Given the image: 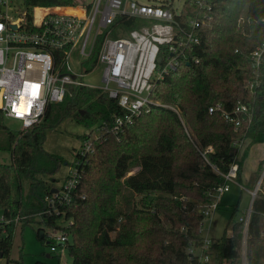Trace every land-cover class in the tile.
I'll return each mask as SVG.
<instances>
[{
	"label": "trees",
	"instance_id": "16d2710c",
	"mask_svg": "<svg viewBox=\"0 0 264 264\" xmlns=\"http://www.w3.org/2000/svg\"><path fill=\"white\" fill-rule=\"evenodd\" d=\"M22 1L29 20L36 6L78 4L77 0ZM211 4L213 23L200 30V44L189 45L188 60L156 82L152 97L159 104L125 124L119 134L108 132L107 138H99L94 131L105 120L112 124L114 115L123 112L117 100L99 88L71 85V92L62 102L52 103L40 123L18 131L5 124L0 110V130L9 136V145L0 148L9 149L12 157L9 163L0 162V208L6 220L0 218L3 255H9L19 223L40 222L44 226L39 236L46 227L67 235L69 264L192 261L188 247L200 244L205 218L201 208L214 199L212 192L223 181L216 169L226 172L237 162L240 178L243 158L236 140H247L243 155L251 145L264 142V78L251 90L245 87L255 78L251 51L264 39V0H211ZM197 11L192 0H186L184 21ZM242 14L251 20L239 28ZM127 23L141 24L135 19ZM101 39L87 62L89 69L97 63ZM218 102L227 108L251 105L252 122L236 129L219 111L209 112ZM68 117L88 127L83 143L95 132L92 152L82 155L79 148L70 163L45 148L48 129ZM64 164L79 169L73 200L50 208L46 197L54 188L62 189L57 173ZM133 166L137 169L129 175ZM263 170L264 159L258 178ZM262 185L252 204L248 264H264ZM36 215L40 219L31 217ZM231 229L230 234L213 237L211 264H241L242 222L236 221ZM41 238H47L45 233Z\"/></svg>",
	"mask_w": 264,
	"mask_h": 264
},
{
	"label": "built area",
	"instance_id": "2783aa9c",
	"mask_svg": "<svg viewBox=\"0 0 264 264\" xmlns=\"http://www.w3.org/2000/svg\"><path fill=\"white\" fill-rule=\"evenodd\" d=\"M174 1L154 4L138 0H91L69 6H36L29 20L22 0H0V110L6 117L20 120L22 126L31 127L44 119L52 103L65 99L71 85L99 88L116 99L123 112L114 115L112 124L105 120L94 131L99 133V138H107L108 132L119 134L125 124L159 104L152 97L156 82L188 60V46L200 44V30L213 23L211 0H192L198 11L190 14L186 22L183 19L186 1L182 6H176ZM132 19L141 24L127 23ZM247 20L251 17L242 14L238 27ZM101 36L95 67L104 64V85L97 87L87 84L83 76L95 68L89 69L87 62ZM72 59L84 72L78 74L68 69ZM251 68L255 78L246 84L249 90L264 78V39L251 51ZM216 111L233 122L236 129L253 120V107L246 103L227 108L218 102L209 107L210 113ZM245 140H236V144L241 148ZM79 151L82 155L92 152L90 140ZM216 170L223 181L212 192L214 199L202 206L205 216L219 207L220 195L231 183L240 184L237 162L226 172ZM262 174L257 188L250 190L252 204L263 183L264 170ZM79 176L78 167L69 166L62 189L46 197L50 208H55L57 203L72 202ZM251 213L252 205L246 215L239 217L243 224L241 264H248ZM1 221H6L3 216ZM51 230L44 233L51 239L50 249L54 252L57 245H66L68 237ZM199 236L200 244L192 242L188 247L192 258L189 264H211L213 237H202L200 232Z\"/></svg>",
	"mask_w": 264,
	"mask_h": 264
},
{
	"label": "rangeland",
	"instance_id": "374dc122",
	"mask_svg": "<svg viewBox=\"0 0 264 264\" xmlns=\"http://www.w3.org/2000/svg\"><path fill=\"white\" fill-rule=\"evenodd\" d=\"M91 0H77L79 4H87ZM140 2L159 4L165 0H138ZM186 0H175L176 6H182ZM116 36L117 34H112ZM77 58V55L74 56ZM73 73L81 74L84 68L77 64L72 59L71 65L67 66ZM104 64L99 63L91 73L83 76V80L87 84L101 87L104 85L102 81V73ZM5 124L12 130L18 131L23 128L22 122L18 119L6 117ZM88 132V127L77 122L72 117L65 119L60 125L55 128H50L47 131L45 148L47 151L62 155L66 161L73 162L76 151L83 143L82 136ZM95 132L92 133V138ZM247 140L240 149V157L243 158V167L239 178L240 184L231 183L230 187L220 195L219 207L216 208L210 216H205L200 229L202 237H221L225 233L230 234L232 225L239 220L240 216L246 215L251 205L252 194L250 190H254L257 181L259 180L258 169L261 161L264 159V142H259L251 145L245 155L243 152L246 148ZM9 145V136L4 130H0V146ZM11 152L9 149L0 148V162H11ZM136 167H132L128 174L136 171ZM69 173V165L64 164L57 173L59 184L63 183ZM261 176V175H260ZM28 181L25 180V186ZM58 184V183H57ZM58 184V185H59ZM264 191V182L262 185ZM124 192L127 196H132V191L125 188ZM134 195V194H133ZM140 196L136 197L138 201ZM3 216V210L0 208V218ZM35 219H40L39 215L31 216ZM40 222L23 225L19 223L14 233L13 244L9 255H0V264H36L37 261H44L46 264H69L72 261L70 254L65 245H57L56 251H51L47 237L43 240L39 236V229L43 227ZM46 231H52L46 227ZM60 232V231H58ZM57 234V232L55 233ZM211 260H214V255H211Z\"/></svg>",
	"mask_w": 264,
	"mask_h": 264
},
{
	"label": "water",
	"instance_id": "95a60500",
	"mask_svg": "<svg viewBox=\"0 0 264 264\" xmlns=\"http://www.w3.org/2000/svg\"><path fill=\"white\" fill-rule=\"evenodd\" d=\"M262 175H263V174H262ZM262 175H261V178L263 177ZM261 178H260V179H261ZM256 188H257V186H256ZM256 188H255V189H256ZM56 190H57V189L54 188L52 191L55 192ZM251 205H252V203H251ZM251 205H250V206H251ZM40 236H41V237L44 236V230H41V231H40ZM0 255H3V252H2V251H0Z\"/></svg>",
	"mask_w": 264,
	"mask_h": 264
},
{
	"label": "crops",
	"instance_id": "0c3cea01",
	"mask_svg": "<svg viewBox=\"0 0 264 264\" xmlns=\"http://www.w3.org/2000/svg\"><path fill=\"white\" fill-rule=\"evenodd\" d=\"M251 202H252V200H251Z\"/></svg>",
	"mask_w": 264,
	"mask_h": 264
}]
</instances>
